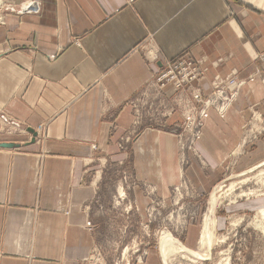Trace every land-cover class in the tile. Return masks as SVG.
<instances>
[{
  "label": "crops",
  "instance_id": "0c3cea01",
  "mask_svg": "<svg viewBox=\"0 0 264 264\" xmlns=\"http://www.w3.org/2000/svg\"><path fill=\"white\" fill-rule=\"evenodd\" d=\"M0 15V264L89 258L108 190L103 160L124 162L168 200L180 182L174 137L145 130L133 101L162 62L199 60L203 94L215 76L247 80L225 114L206 111L195 144L206 167L190 155L185 171L195 192L213 186L250 109L264 116V0H2ZM263 156L264 135L238 164ZM132 195L142 213L146 199Z\"/></svg>",
  "mask_w": 264,
  "mask_h": 264
},
{
  "label": "rangeland",
  "instance_id": "374dc122",
  "mask_svg": "<svg viewBox=\"0 0 264 264\" xmlns=\"http://www.w3.org/2000/svg\"><path fill=\"white\" fill-rule=\"evenodd\" d=\"M180 56L166 62L179 63ZM183 57L200 65L199 68L203 71L201 75H206L199 60L188 55ZM164 64L162 62L142 93L133 99L136 104H141L145 98L143 108L141 105L138 109L135 104L134 110L142 111L145 130L163 129L174 136L180 182L171 188L166 200L158 195L154 184L137 181L130 176V168L124 162L112 164L109 160H103L109 191H104L99 199L101 212L98 213L100 218L97 217L100 224L96 230L95 247L84 264H143L147 258H153L156 264H162L158 243L166 231L186 247L202 254L201 257L193 258L172 253L168 258L169 264H264V163L246 172L264 162V156L259 161L249 159L238 164V160L247 156L264 135V116L257 109H250L238 146L228 155L213 186L205 194L195 192L185 174L190 165V155L196 158L203 170L206 167L195 148L202 133L206 111L212 109L219 116L225 114L247 80L240 79L235 74L215 76L218 77L216 84L223 80L221 86H225V91L221 95L217 93L222 88L215 84V91L212 92V88L211 96V92L203 94L201 91L199 98L193 94V90L186 89L185 84L174 85L170 73H167L166 82L170 84L165 88L172 87L174 93L164 99V93L154 86L156 76L165 71ZM227 78L235 79V86H228ZM261 80L264 81V75ZM240 81V88H237ZM137 114L134 113L135 119L138 118ZM192 123L196 124V128L188 131ZM140 132V129H136V124L133 125V130L125 132L118 139V150L129 153L132 140ZM218 184L223 189L218 191L213 245L207 251L200 238L202 221L209 193ZM136 188L147 201L142 213L132 195Z\"/></svg>",
  "mask_w": 264,
  "mask_h": 264
},
{
  "label": "bare ground",
  "instance_id": "6f19581e",
  "mask_svg": "<svg viewBox=\"0 0 264 264\" xmlns=\"http://www.w3.org/2000/svg\"><path fill=\"white\" fill-rule=\"evenodd\" d=\"M0 1H2V0H0ZM149 56L152 58L154 55L152 53H150ZM199 80H200V78L198 80L191 81L189 78H187V80L184 81L185 83H183L182 85L184 86V84H186V86H187L186 89L190 88L191 90H193V94L196 95L199 93L200 95H202L201 89L197 85V82ZM164 84L165 85L161 88V90H159V88H158L159 91L163 92V88H165V86L167 84L169 85L170 83H167L165 81ZM213 91L214 90H212V92ZM212 92L210 93V96H211ZM235 94H236V92H235ZM194 110H196V109H194ZM147 130L152 131L153 129H147ZM167 134H169V133H167ZM263 163L264 162H261L255 166H253L252 168L246 170V172L252 170L253 168H256V167L262 165ZM222 189H223L222 186L220 184H218L209 193V197L207 199L208 200V206L206 209V213L204 214V217H203L202 230H201V236H200V238L202 240V245H204L206 247L207 251H209V249H211L212 245H213L214 227H215V212H216V208L218 205V202H217L218 194H219L218 191H220ZM158 247H159L158 250H159L160 258L162 260V264H169L168 258L170 256V254H172V253H178V254H181L182 256H188V257H193V258L202 256V254H200L199 252L186 247L183 243H181L179 240L174 238L168 231L164 232L161 235V237L159 239Z\"/></svg>",
  "mask_w": 264,
  "mask_h": 264
},
{
  "label": "built area",
  "instance_id": "2783aa9c",
  "mask_svg": "<svg viewBox=\"0 0 264 264\" xmlns=\"http://www.w3.org/2000/svg\"><path fill=\"white\" fill-rule=\"evenodd\" d=\"M181 60L179 59V63H176V62H165V64L163 65V68L165 69V71L163 72V74L161 73L160 75L156 76L155 78V84L154 86H156L157 88H159V90H161V88L165 85L164 82L166 81V74L167 73H170V77H171V80H173L175 82L174 85L178 86V85H182L183 83H185L184 81L187 80V78H189L191 81H194V80H198L199 78L202 77V70L199 68L200 65H198L197 63L195 64V62H192V61H188L186 59H183L184 57L183 56H180ZM173 67V69H172ZM218 77H215V80L217 79ZM235 79L233 78H227L226 81H227V84L228 86H235V82H234ZM223 82V80H220L219 82H217L216 84V87L218 85L221 86V83ZM186 85V84H185ZM222 89H220L219 91H221V93L219 91H217V93H219L220 95L222 94V92H224L225 90V86H221ZM214 91H215V87H214ZM213 91V92H214ZM234 93V92H233ZM196 97H199L201 98V95L198 93L196 94ZM194 97L195 99H198ZM224 97V96H223ZM233 97V95L231 96V98ZM197 114V112H196ZM195 114V115H196ZM196 128V124L195 123H192L189 125L188 127V131L189 130H193ZM181 137V136H179ZM88 225L90 226V222L88 223ZM81 264H84V263H81Z\"/></svg>",
  "mask_w": 264,
  "mask_h": 264
}]
</instances>
